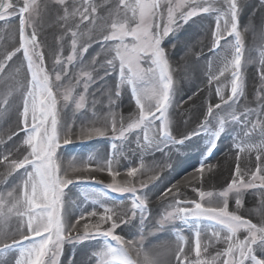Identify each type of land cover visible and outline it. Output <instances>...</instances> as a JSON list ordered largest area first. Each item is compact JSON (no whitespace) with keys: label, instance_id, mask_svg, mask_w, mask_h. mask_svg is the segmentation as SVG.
<instances>
[{"label":"snow or ice","instance_id":"1","mask_svg":"<svg viewBox=\"0 0 264 264\" xmlns=\"http://www.w3.org/2000/svg\"><path fill=\"white\" fill-rule=\"evenodd\" d=\"M49 2L57 6L56 23L62 29L51 69L46 66L40 41L48 3L45 0H0V22L4 28L18 20L17 46L0 57V120L11 115L18 98L14 108L16 129L10 132L8 139L22 132L21 145L26 146V154L7 165L10 174L23 170L20 182L6 194L0 192V257L6 258L17 251L19 256L14 264H60L65 243L99 238L102 243L91 254L93 264H173V261L174 264H264V95H257L259 108L238 113L235 107L245 96L246 63L258 64L260 85L264 89V44L254 49L258 56L246 58L245 34H255L256 28L254 25L241 28V0H104L106 15H101L94 0ZM213 14L215 27L209 51L218 56L220 67L218 73L213 74V62L209 59L208 84L220 81L226 73L230 74V80L215 87V95L222 103L209 104L198 128L177 139L173 136L169 117L176 89L164 43L182 25L195 22V17ZM96 33H99L96 42L101 50L89 62L91 70H86L85 54ZM260 36L264 40V28ZM85 37L87 43H82ZM65 40L69 45L67 55L63 48ZM16 60L20 63L16 64ZM77 65L81 67L76 84L71 85V80L69 86L61 84ZM109 76H114V88L106 87ZM93 84L98 85L102 95L107 93L109 110L103 118L104 123L97 126L100 118L96 116L93 98L90 124H81L79 129L82 138L104 137L111 131L113 141L123 144L133 133L137 136L143 133L137 145L151 153L165 148L171 151L170 145H185V141L203 133L209 137L204 151L211 154L227 126L239 125L240 131L235 137L237 164L227 187L219 193L192 188L198 199L182 200L177 196L154 225V231H163L167 225L174 229L177 225L187 226L194 230L191 242L176 230L174 251H160L145 243L144 225L150 214L148 198L143 193L137 194L131 180L117 181L121 172L113 167L117 162L115 155L97 162L95 167H91V156L79 166H70L73 173H89L87 178L69 176L68 169L62 168L58 149L62 143H71L75 128V121L69 123L64 119L65 110L71 103L75 112L86 115L87 97ZM80 85L83 92L76 93ZM125 88L130 89L138 110L136 117L126 125L122 116L117 120L112 108ZM226 88L229 89L227 98ZM223 105L228 106L227 115L215 111ZM117 147L114 142L112 148ZM253 152L256 154L255 170H242L239 154ZM10 155V152L4 154L0 163L9 161ZM204 167L201 163L196 171L203 173ZM105 171L111 177L110 183L90 175ZM137 172V167H129L126 176L133 178ZM86 179L102 185L105 191L87 193L84 198L94 207L75 215L71 211L75 201L67 198L66 189L74 180L86 182ZM172 187L163 195L171 192ZM249 190L253 195L259 193L261 198L260 207L251 210L261 217L259 223L239 214ZM109 191L131 193L130 216L116 211L124 201L108 203ZM230 198L235 200L236 210H230ZM98 208L103 211L99 212ZM137 216L141 227L136 236L117 234L121 225ZM92 218H96L95 221ZM13 220L16 222L14 229L11 227ZM205 235H208L207 240L202 239ZM215 244L224 247L214 255H203ZM0 264H7V260L0 259Z\"/></svg>","mask_w":264,"mask_h":264},{"label":"rangeland","instance_id":"2","mask_svg":"<svg viewBox=\"0 0 264 264\" xmlns=\"http://www.w3.org/2000/svg\"><path fill=\"white\" fill-rule=\"evenodd\" d=\"M45 2L48 3L49 10L43 16L40 41L43 45L46 66L51 69L53 67L54 54L60 46L58 44V36L62 29L56 23L57 6L49 2V0H45ZM94 2L99 6L101 15H106L107 13L103 10L104 0ZM241 3V28L243 29L245 26L251 27L253 25L256 28L255 34L252 32L245 34L246 47L248 49L246 58L249 55L258 56V52L254 51V49H258L264 44V40L260 36L261 30L264 28V3H262V0H241ZM194 21H190L187 25H182L176 33L166 38L164 43L170 57L176 89L175 102L169 111V117L172 122L173 136L177 139L183 138L185 134L191 133L194 129L198 128L200 123L205 119V113L209 104L215 105L221 102L215 95L216 85L227 83L230 80V74L226 73L224 77H221L220 81H214L209 86V59L213 62L211 69L213 74L218 73L220 67L218 56L209 51L211 46V32L215 27V16L214 14L202 15L195 17ZM9 27L5 29L3 24L0 25V57L5 52L11 51L17 46V23H11ZM98 36L99 33H96L91 47H89L88 52L85 54L84 67L86 70H91L89 62L101 50L100 44L96 42V37ZM228 39L231 38L229 37ZM81 42L87 43V38H83ZM173 44L175 47H173ZM63 48L64 54L67 55L69 51L67 40L63 42ZM100 59H103V56ZM19 63L20 61L16 60V64ZM80 67V65L75 66L71 70L70 77L64 78L60 83L69 86V80H71V85H75ZM244 74L246 83L245 96L240 98L238 105L235 106L238 113L249 108H259L257 95H264V89L261 88L259 80L258 64L246 63ZM81 79L83 78L81 77ZM106 87L114 88V76L106 78ZM81 92H83L82 85L77 86L76 93ZM224 95L226 98L229 95L228 88L225 89ZM94 97L96 100V116L100 118L97 126H101L104 123L103 118L108 113L109 107L107 93L102 95L98 90L97 84H93L89 89L86 115L75 112L74 105L71 103L65 110L64 119L69 123L75 121V128L71 136V143L67 145L62 143L58 149L62 168L68 169L69 176L83 175L87 178L89 173H73L70 166H79L87 162L91 156L93 158L91 167H95L97 162H103L115 155L117 162L113 167L121 172V175L117 177V181L123 183L125 180H131L137 189V194L143 193L148 198L150 214L144 225L146 235L145 243L150 247L156 246L160 251H166L167 249L174 251L177 245L175 239L176 230H179L182 235L188 237L191 242L194 238V230L187 226L177 225L174 229L172 225H167L163 231H154V225L160 215L166 210L168 204L174 201L177 196L182 200L198 199L196 193L192 191V188L219 193L227 187L237 164L238 151L235 148V143L238 141L235 137L236 133L240 131L239 125L229 124L227 126L226 132L221 136L215 150L216 153L213 156H211L212 153L207 154L204 151L209 137L203 133L198 136H193L191 140L185 141V145H170L171 151L165 148L164 151L149 153L137 145V140H142L143 133H140L139 136L133 133L123 144L120 141H113L111 131L104 137L93 136L91 138H82L79 135L81 124L86 126L90 124ZM18 102L19 100L17 98L13 105L11 115L6 120H0V160H2L4 154L11 153L9 161L0 163V192L5 194L20 182V175L23 172V170H19L10 174L7 167L8 163L12 159H21L26 154V146L21 145L22 132L18 136H14L11 140L8 139L10 132L16 129V113L14 108ZM112 108L117 115L118 121L121 116L124 118L125 125L131 119H134L138 113L134 100L131 97L130 89L128 88L122 90V95L115 101ZM215 111L221 115H227L229 109L227 105H223L222 109H216ZM156 123L158 124L159 121ZM212 123L215 124V121ZM149 136H151V133H149ZM114 142L118 145L116 149L112 148ZM239 155V163L242 170L251 169L254 171L256 154L253 152L251 154L241 153ZM185 161H192L191 164L196 167L195 169L203 163L205 166L204 172L199 173L195 170L196 177L187 185H181L180 183L177 185V182L184 179L185 177L183 176L187 175V173H183L184 175L180 176L178 180L171 182L170 185L165 183L166 178L170 181L174 179V177L169 179V177H166V174L172 173L173 175L175 170L185 168L181 167ZM141 163H143V167H141ZM129 167L138 168L137 175L133 178L126 176V169ZM90 175L95 176L103 183L111 182V177L107 175L106 171L102 173L92 172ZM172 183L173 185L175 184L176 188H172V191L166 196L163 195L166 189L173 186ZM94 191H105V189H103L102 185H97L90 179H86V182L74 180V183L66 189L67 198L70 201H75L71 206L72 212L75 215H79L80 212L85 210H92L94 206L84 197L87 193ZM172 192L176 195H173ZM251 192L252 190H249L244 195V203L239 209V214L247 219H251L254 223H259L261 217L251 210L260 207L261 198L259 193L253 195ZM107 195L109 204L124 201V204L117 207L116 211L121 215L128 214L130 216L131 193L119 194L109 191ZM216 201L217 198L214 196L213 202L215 203ZM229 207L230 210H236L235 200L232 198H230ZM97 210L99 212L103 211V209L99 208ZM95 219L92 218L93 221ZM11 227L13 229L16 227L15 220L12 221ZM140 227L139 216H137L134 219H130L127 224L121 225L116 231L117 234L132 237L138 234ZM242 235L243 233H241ZM202 239L207 240L208 235H205ZM101 243L99 238L89 241L65 243L63 255L60 257V264H93L91 254ZM223 247V244H215L214 247H210L208 252L203 255H214L218 249H222ZM18 256L19 253L13 251L6 258L0 257V259H6L7 264H14V259ZM192 256L194 258V253Z\"/></svg>","mask_w":264,"mask_h":264},{"label":"bare ground","instance_id":"3","mask_svg":"<svg viewBox=\"0 0 264 264\" xmlns=\"http://www.w3.org/2000/svg\"><path fill=\"white\" fill-rule=\"evenodd\" d=\"M216 153V151H214V152H212V154H211V156H213L214 154ZM192 163V161L191 162H187V161H185V163L183 164V166H181V167H185V168H182L181 170L180 169H177V171L175 170L174 171V174L172 175V173H169V174H166L167 176L166 177H169V179L170 178H172V177H174V179L172 180V181H170V180H168V178H166V181H165V183H167L168 185H170V183L171 182H173V181H176V180H178L179 179V177L180 176H182V175H184L183 173H187V175H185V176H183V177H185L184 179H182L181 181H178L177 182V185H179V183L182 185H187V184H189V183H191L193 180H194V178L196 177V175H195V168L196 167H194V165L193 164H191ZM182 165V164H181ZM196 166H197V164H196ZM193 167V168H192ZM186 171V172H185ZM189 173H188V172ZM181 172V173H180ZM195 172V173H194ZM172 185H173V183H172ZM175 185V184H174ZM172 187V186H171ZM172 188H176V186L175 187H172ZM174 192V191H173ZM173 192H172V194H173ZM71 211H72V209H71Z\"/></svg>","mask_w":264,"mask_h":264},{"label":"flooded vegetation","instance_id":"4","mask_svg":"<svg viewBox=\"0 0 264 264\" xmlns=\"http://www.w3.org/2000/svg\"><path fill=\"white\" fill-rule=\"evenodd\" d=\"M94 1H97V0H94ZM14 22L17 23V28H18V20L13 21L12 23H14ZM2 24H3V22H0V25H2ZM9 26H10V25H9ZM9 26H8V27H9ZM9 28H10V27H9Z\"/></svg>","mask_w":264,"mask_h":264}]
</instances>
